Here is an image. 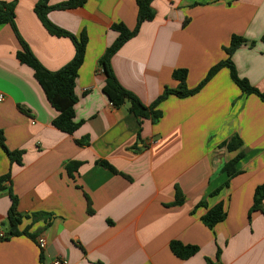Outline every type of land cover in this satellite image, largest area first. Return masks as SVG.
I'll use <instances>...</instances> for the list:
<instances>
[{
  "label": "crops",
  "instance_id": "0c3cea01",
  "mask_svg": "<svg viewBox=\"0 0 264 264\" xmlns=\"http://www.w3.org/2000/svg\"><path fill=\"white\" fill-rule=\"evenodd\" d=\"M38 1L0 0L15 4L19 35L56 72L73 59L74 44L47 32L34 11ZM153 8L155 19L112 59L119 83L144 105L178 86L176 70L186 69L187 87L196 88L227 59L233 36L254 42L232 60L238 75L264 93V0H154ZM137 14L136 0H87L49 14L58 28L88 38L73 134L53 125L57 111L17 59L12 27L0 25V130L10 151H24L18 165L0 147V178L11 175L3 186L18 198L17 212L29 216L19 229L46 241L40 249L26 236L0 238V264H41V255L45 264H264V215L251 212L255 190L264 185V102L243 93L223 68L199 93L163 101L156 123L139 120L129 105L114 107L103 92L99 60L117 38L112 25L134 29ZM236 136L243 146L230 152L225 144ZM240 151L230 176L223 168ZM71 162L80 163L72 176ZM200 202L205 206L197 208ZM219 203L226 219L209 229L202 218ZM11 204L0 190L5 234ZM36 214L42 217L34 220ZM173 241L198 252L181 260L170 249Z\"/></svg>",
  "mask_w": 264,
  "mask_h": 264
},
{
  "label": "trees",
  "instance_id": "16d2710c",
  "mask_svg": "<svg viewBox=\"0 0 264 264\" xmlns=\"http://www.w3.org/2000/svg\"><path fill=\"white\" fill-rule=\"evenodd\" d=\"M154 0H136L138 7L137 24L134 29H129L123 23H115L111 29L117 33V38L113 44L107 48L104 55L99 60V66L106 75V83L103 87V92L116 108L124 105H129V111L133 113L139 120L149 119L153 123L159 121L162 118V112L158 109L159 105L167 100L170 96L177 98H188L199 93L209 81L223 68H228L230 76L233 82L240 88V90L247 95H257L264 102V93L253 87L248 80L241 78L238 75L236 66L232 60L233 54L242 46L250 44L254 45V42H248L245 38L239 36H233L230 46L225 48L227 59L219 62L208 72L204 80L194 89L187 87V75L186 69L176 70L173 73V78L178 81V86L175 89L165 88L162 94L157 100L149 106L144 105L141 100L135 96L132 92L125 89L118 81L112 68V59L120 51V49L131 39L136 37L140 31L143 23L153 21L156 17L155 9L153 8ZM87 0H67L66 2L51 6L49 0H39L35 5V14L41 21L47 32L55 37L69 38L75 48V55L73 59L62 69L56 72H50L47 70L41 62L35 57L31 51L29 45L21 38L18 29L15 24V4L0 2V25H10L15 32L19 43L20 50L17 52V59L23 65L28 66L33 71L34 78L41 86L45 96L50 105L57 111L58 116L53 121V125L67 134H73L78 128L79 123L75 121V105L77 103V97L75 95V86L79 76V71L83 66L86 57L88 38L83 33L79 38L71 33L62 30L55 26L49 19V14L52 11H69L81 8L86 4ZM264 42V38L262 40ZM82 142H80L81 144ZM227 149L230 152H236L241 149L243 143L239 137H233L226 144ZM0 147L7 154L12 164L16 163L22 165V157L24 151L15 150L10 151L6 145V140L3 131L0 130ZM244 152L240 151L237 156L228 162L223 170L230 176L235 173V164L243 157ZM102 166L115 171L111 165L107 162H99ZM80 166V163L71 162L68 165V172L72 176V172ZM11 183V175L7 174L0 178V190H7L10 199L11 207L8 212V234L6 238L26 236L34 242H37V233H30L29 229L20 230L23 219L28 218L27 215H22L17 212L18 198L13 194L11 187L5 188L4 183ZM228 186V183L225 185ZM221 189L215 191L212 195H217ZM184 202V197L177 193L176 205H181ZM264 185L257 187L254 194L252 211H260L264 215ZM205 206V202H200L198 207ZM88 211L91 212L90 202ZM226 212L224 205L219 203L215 207L211 208L202 218L203 223L209 228L213 229L218 223L223 222L226 219ZM42 215H33L34 220H38ZM170 249L173 254L181 259L187 260L194 256L198 249L194 246H185L180 242L173 241L170 244ZM41 264H45L43 256L40 257Z\"/></svg>",
  "mask_w": 264,
  "mask_h": 264
},
{
  "label": "built area",
  "instance_id": "2783aa9c",
  "mask_svg": "<svg viewBox=\"0 0 264 264\" xmlns=\"http://www.w3.org/2000/svg\"><path fill=\"white\" fill-rule=\"evenodd\" d=\"M2 100H3V96L0 95V101H2ZM6 236H7V234H5L3 232L2 226L0 224V238L5 239ZM37 244H38V246H39L40 249H44L46 247V241H45L44 238H39L37 240ZM54 264H67V262L66 261H59V260H57L56 262H54Z\"/></svg>",
  "mask_w": 264,
  "mask_h": 264
}]
</instances>
